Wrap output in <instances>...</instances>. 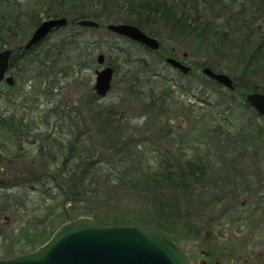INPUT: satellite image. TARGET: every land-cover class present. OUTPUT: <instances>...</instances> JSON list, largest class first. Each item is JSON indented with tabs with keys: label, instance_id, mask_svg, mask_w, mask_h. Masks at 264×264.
<instances>
[{
	"label": "trees",
	"instance_id": "obj_1",
	"mask_svg": "<svg viewBox=\"0 0 264 264\" xmlns=\"http://www.w3.org/2000/svg\"><path fill=\"white\" fill-rule=\"evenodd\" d=\"M86 1L87 8L81 0H0V50H12L8 65L14 79L12 85L0 83V160L16 166L34 151L22 170L0 174V216L25 208L28 190L38 189L41 201L36 215L41 216L20 221L19 236L8 239L28 252L62 222L88 215L101 224L148 226L174 242L202 240L208 232L198 220L250 191L241 184L245 178L251 182L249 171L235 164L245 157L230 160L231 148L264 146V117L244 100L247 92L264 93V0ZM115 12L127 15L121 22L156 37L159 46L151 52L157 61L134 58L120 44L141 47L130 39L110 31L85 35L82 31L92 28L76 25L78 19L94 18L100 28ZM41 15L64 16L70 29L58 36L51 31L22 49ZM159 26L169 35L193 39L180 60L190 65L184 76L197 74V82H190L194 90L176 81L173 89L165 84L158 67L166 56L178 60V47L163 48ZM103 49L124 56L106 62L113 76L120 75L118 102L98 103L100 96L83 77L78 102L63 104L61 83L69 80L78 90L76 74L92 67L95 51ZM227 55L232 70L239 69L225 71L232 89L199 72L204 66L219 71L215 60ZM252 76L259 81L250 82ZM179 95H192L194 102ZM32 111L39 113L31 116ZM139 119L141 126L133 122ZM257 156L246 154L252 161ZM46 220L49 224L38 230ZM30 231L39 238L29 239ZM23 235L31 241L24 242Z\"/></svg>",
	"mask_w": 264,
	"mask_h": 264
},
{
	"label": "rangeland",
	"instance_id": "obj_2",
	"mask_svg": "<svg viewBox=\"0 0 264 264\" xmlns=\"http://www.w3.org/2000/svg\"><path fill=\"white\" fill-rule=\"evenodd\" d=\"M81 1L83 2L82 4L85 6V8H87L89 3L86 0H81ZM118 1L121 2V4H123L122 0H118ZM92 12L95 11L93 10ZM203 13L209 16V10L204 9ZM115 14L116 12L113 14V17L110 18V20L112 19L111 21L108 20L105 23L103 22V27L100 28L84 27L79 25L77 26L88 29L92 28V30L90 31H85V32L82 31L83 34L85 35L92 34L94 36L100 32L102 33L101 34L102 36L104 31H108L105 28V25L107 23H120L122 19L128 18L127 15H125V13L118 12V14L116 15ZM41 16H42L41 20L45 19L43 15ZM88 19L94 20V18H88ZM20 21L23 23L22 29L26 30L28 28V25L26 24L25 17L22 16ZM258 23L259 22H255L254 24L257 25ZM34 28L35 26L30 29V31L26 36V40L28 39ZM69 29L70 28L68 27L67 24L64 25L63 27L57 28L56 36L62 35L63 33L67 32ZM157 29H158L157 30L158 33H160V36L165 41V43L163 41V48L169 51H173L174 48L177 49L176 47H178L177 50L178 60L182 62L180 59L186 57V53H184V50H186V48H188L189 50L192 49L191 45L194 44L193 39L190 36H188L187 38L185 36L182 39V37H180L179 35L177 36H173L171 34L169 35L167 31L160 26ZM172 37H177L176 39L179 40L181 43H179L177 40H175ZM104 38L110 40L111 37L108 38V36H105ZM26 40H24L23 42H25ZM120 44L126 50H130L131 51L130 54L134 56V58H145L149 62L157 61L158 58L157 53L155 54L154 52H151V50L148 48H144L141 45H140L141 47H138L131 43H126V42ZM98 53L103 54L104 64H106L108 58L110 57H115V58L117 57V59L121 61L124 58L123 55L119 54L116 51H111V53H109L105 49H103L100 51L99 50L95 51L94 60ZM204 54L205 53L202 52L201 54L202 57L198 56L197 58L203 59ZM194 55L196 56V54ZM229 59L230 58L228 55L226 57H221V56L220 58L217 57V60H215L214 58V60L217 62V68L219 69V72L225 73V71L233 69V66L231 65ZM183 63L185 65L190 66L184 60ZM99 67L100 66L97 65L95 60L92 67L85 69L81 72H78L76 74V77H78V79L77 82L74 84L78 90L76 89L73 90V84L69 80H67L66 83L65 82L61 83L63 85L61 102L67 105L68 104L72 105L78 102L77 99L79 98L81 93H83V90L81 89L80 86V78L83 77L87 78L89 81V85L92 88V83L94 79V70ZM158 68L160 70V73L166 78L165 84L169 85L171 89L174 88L175 86L174 82L176 81L183 84L186 88H188V86L190 85L191 86L190 89L194 90V86H192L190 82L193 83L197 82L196 73L193 72V74H190L188 76L187 75L184 76L183 74V77H181L180 73L176 72L173 68H170L164 63L160 64ZM232 71L233 72L236 71L237 74L239 73V69ZM199 72L201 73V71ZM119 77L120 75L112 76L110 90L104 96H101L97 100L98 103L116 104L118 102L117 92L121 91V86L118 83H115V81L116 78ZM258 78L259 76H252L251 78L252 81L250 80V82H253L255 80L259 81ZM239 82L244 83L243 81H239ZM212 93L213 96L211 97L217 98V94L213 91ZM178 98L179 99L184 98L187 102H194V97L192 95H188V96L179 95ZM198 104L200 103L197 101L195 105ZM38 113H39L38 111H32V113H30L29 115L34 116L37 115ZM133 122H136L137 125L141 126L143 120L139 119L138 121H133ZM180 125L182 127L186 126V121H181ZM27 147H30V145H27ZM234 149L235 148H231L230 160L238 158L235 157L237 155L239 157L242 156L245 157L244 161L242 160L239 163L235 162V164H237V166H241V165L246 166L247 171H249V174L251 176V182H247L248 180L245 178L243 180L244 182H242L241 184H243V186L245 184L248 185L249 190L251 192L249 191L243 194H239L234 198H230L228 199V201H225V204L222 203L218 204L213 209H211V211H209L208 214H206V218L202 217L200 220H198V224L201 225V227L204 226L202 228H206L208 232V235L207 234L205 235L204 233V235L201 234L199 236L200 238H203L202 240L195 238L189 241H187L186 239L183 240L179 239L177 240V242H175L177 245H179L184 249V251L187 253L188 257L190 258L193 264H197V262L201 260L205 261L206 264H213L216 260L218 261V264H264V146L256 145V146L240 148L243 151H241L240 149L239 150L238 149L234 150ZM246 154L249 155L256 154L258 155L257 156L258 159L256 158V160L252 161L246 157ZM213 155L219 157L220 153L219 152L214 153ZM33 157H34V151L31 150L29 151V155L25 158V160H23V163H19L16 166L14 164H11L8 160L5 159L0 160V174H4L3 176H7V174L14 172V169L17 167L20 170H22L26 166L25 163H27V161H29L30 159H33ZM222 161L223 162H221L220 165H222L226 161V158ZM27 193L29 194V197L26 198L27 202L25 208L21 207V210H19V212L8 211L7 213H5V215L0 216V258L23 253L20 250V246L17 243L12 244L11 241L8 239V236L9 234L14 235L15 238L19 236V234H17V231L19 228L18 225L20 221L23 222L26 219L39 218L41 216V215L36 216L39 213L37 209L41 207L40 191L38 189L36 191L28 190ZM47 224H49L48 220L41 222L39 226L37 222V226L39 227L38 230L44 228ZM30 232L31 235L28 236L29 239L36 240V238H39L38 236L39 233H37L36 231H30ZM25 240L26 238L24 237V242L29 243L31 241V240L30 241H25ZM18 241L23 242V240L21 239H18ZM203 250L208 251L207 256H204V254L201 253Z\"/></svg>",
	"mask_w": 264,
	"mask_h": 264
},
{
	"label": "water",
	"instance_id": "obj_3",
	"mask_svg": "<svg viewBox=\"0 0 264 264\" xmlns=\"http://www.w3.org/2000/svg\"><path fill=\"white\" fill-rule=\"evenodd\" d=\"M67 24L64 16L49 17L41 20L28 39L21 46L27 49L57 28ZM76 25L97 28L99 24L88 18L76 20ZM105 28L150 50H156L158 40L142 31L134 24L120 22L107 23ZM12 50H0V83L12 85L13 76L9 74V58ZM99 68L94 70L92 90L104 96L111 87L113 68L104 64V56L95 57ZM164 63L186 74L189 66L179 60L166 56ZM201 73L220 84L232 89L231 78L207 66ZM244 100L252 109L264 117V93L247 92ZM206 254L205 251L201 252ZM0 264H193L182 247L158 230L139 224H101L93 217L79 215L59 224L46 241L33 250L0 258Z\"/></svg>",
	"mask_w": 264,
	"mask_h": 264
},
{
	"label": "flooded vegetation",
	"instance_id": "obj_4",
	"mask_svg": "<svg viewBox=\"0 0 264 264\" xmlns=\"http://www.w3.org/2000/svg\"><path fill=\"white\" fill-rule=\"evenodd\" d=\"M203 251L206 252V254H204V256H207L208 255V251L207 250H203ZM197 264H206V262L201 260V261H198ZM213 264H218V261L216 260Z\"/></svg>",
	"mask_w": 264,
	"mask_h": 264
}]
</instances>
